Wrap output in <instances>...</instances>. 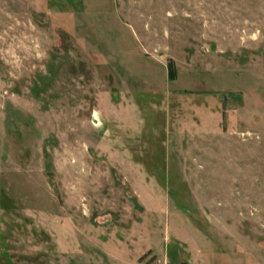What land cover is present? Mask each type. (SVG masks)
<instances>
[{
  "label": "rangeland",
  "instance_id": "obj_1",
  "mask_svg": "<svg viewBox=\"0 0 264 264\" xmlns=\"http://www.w3.org/2000/svg\"><path fill=\"white\" fill-rule=\"evenodd\" d=\"M0 264H264V0H0Z\"/></svg>",
  "mask_w": 264,
  "mask_h": 264
}]
</instances>
